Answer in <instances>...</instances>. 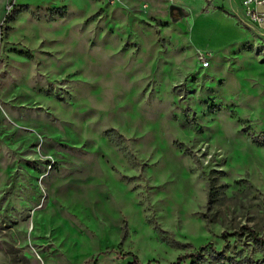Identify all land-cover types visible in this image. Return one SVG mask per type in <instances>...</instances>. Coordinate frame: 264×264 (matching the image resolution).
Instances as JSON below:
<instances>
[{"label": "rangeland", "instance_id": "374dc122", "mask_svg": "<svg viewBox=\"0 0 264 264\" xmlns=\"http://www.w3.org/2000/svg\"><path fill=\"white\" fill-rule=\"evenodd\" d=\"M164 1L0 0V264H264V71Z\"/></svg>", "mask_w": 264, "mask_h": 264}, {"label": "crops", "instance_id": "0c3cea01", "mask_svg": "<svg viewBox=\"0 0 264 264\" xmlns=\"http://www.w3.org/2000/svg\"><path fill=\"white\" fill-rule=\"evenodd\" d=\"M161 1L165 3L164 0ZM242 2L243 0H170V7L177 6L183 14L188 13L191 17L190 39L195 45L206 47L213 53L234 55L239 67L244 65L242 58L245 53L253 51L257 58V70L264 71V26L257 27L249 21ZM206 6H211V9L207 10ZM252 7L264 13V5ZM184 16L178 20L181 24Z\"/></svg>", "mask_w": 264, "mask_h": 264}, {"label": "trees", "instance_id": "16d2710c", "mask_svg": "<svg viewBox=\"0 0 264 264\" xmlns=\"http://www.w3.org/2000/svg\"><path fill=\"white\" fill-rule=\"evenodd\" d=\"M170 15L173 20H179L183 16V12L180 8L173 6L170 9ZM230 236H238V237H245L247 238L252 244L260 246L264 248V236L258 233L255 229L249 226H242L238 231H234L229 234ZM209 246V245H208ZM203 246L200 247L196 252L186 254L185 256L179 257L178 260L173 264H181L183 261L190 259L193 261V264H196L197 261L207 259V256H214V254L219 256L217 250L210 246L209 250L207 247ZM128 256L132 257V261L129 264H143L137 256L132 253H129ZM150 264V263H148ZM258 264V263H256Z\"/></svg>", "mask_w": 264, "mask_h": 264}, {"label": "built area", "instance_id": "2783aa9c", "mask_svg": "<svg viewBox=\"0 0 264 264\" xmlns=\"http://www.w3.org/2000/svg\"><path fill=\"white\" fill-rule=\"evenodd\" d=\"M110 3H118L122 0H108ZM242 5L245 10V14L248 17L249 21L257 27L264 26V13L256 11L252 6L253 5H264V0H243ZM211 56L210 52H201L200 58L202 59L203 66H210L209 58Z\"/></svg>", "mask_w": 264, "mask_h": 264}, {"label": "water", "instance_id": "95a60500", "mask_svg": "<svg viewBox=\"0 0 264 264\" xmlns=\"http://www.w3.org/2000/svg\"><path fill=\"white\" fill-rule=\"evenodd\" d=\"M174 5H172L171 7H170V9L173 7ZM175 7H177V6H175Z\"/></svg>", "mask_w": 264, "mask_h": 264}]
</instances>
